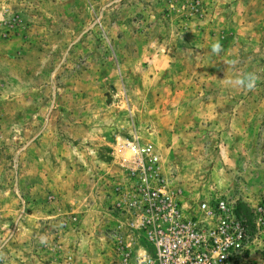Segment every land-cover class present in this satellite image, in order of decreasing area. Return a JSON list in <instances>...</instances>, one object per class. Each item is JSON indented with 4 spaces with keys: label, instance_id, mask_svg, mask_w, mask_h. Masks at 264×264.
<instances>
[{
    "label": "rangeland",
    "instance_id": "rangeland-1",
    "mask_svg": "<svg viewBox=\"0 0 264 264\" xmlns=\"http://www.w3.org/2000/svg\"><path fill=\"white\" fill-rule=\"evenodd\" d=\"M134 134L264 264V0H0V264H110Z\"/></svg>",
    "mask_w": 264,
    "mask_h": 264
},
{
    "label": "built area",
    "instance_id": "built-area-1",
    "mask_svg": "<svg viewBox=\"0 0 264 264\" xmlns=\"http://www.w3.org/2000/svg\"><path fill=\"white\" fill-rule=\"evenodd\" d=\"M127 148L113 207L125 221L110 264H230L248 250L249 230L233 201L202 198L187 208L154 144L134 134ZM257 213L262 218L263 208Z\"/></svg>",
    "mask_w": 264,
    "mask_h": 264
},
{
    "label": "trees",
    "instance_id": "trees-1",
    "mask_svg": "<svg viewBox=\"0 0 264 264\" xmlns=\"http://www.w3.org/2000/svg\"><path fill=\"white\" fill-rule=\"evenodd\" d=\"M237 210H238V212H240L239 209H238V207H237Z\"/></svg>",
    "mask_w": 264,
    "mask_h": 264
}]
</instances>
